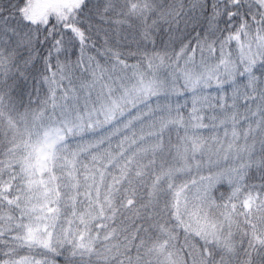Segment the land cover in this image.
<instances>
[{"label": "snow or ice", "instance_id": "obj_1", "mask_svg": "<svg viewBox=\"0 0 264 264\" xmlns=\"http://www.w3.org/2000/svg\"><path fill=\"white\" fill-rule=\"evenodd\" d=\"M0 264H264V0H0Z\"/></svg>", "mask_w": 264, "mask_h": 264}]
</instances>
